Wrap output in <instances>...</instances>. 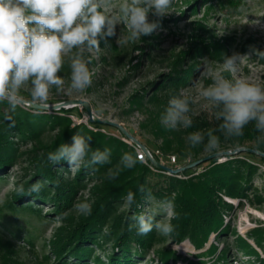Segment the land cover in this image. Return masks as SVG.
<instances>
[{"label": "rangeland", "instance_id": "1", "mask_svg": "<svg viewBox=\"0 0 264 264\" xmlns=\"http://www.w3.org/2000/svg\"><path fill=\"white\" fill-rule=\"evenodd\" d=\"M169 13L160 21L161 26L148 37L123 45L117 44L113 38L118 48L117 54L121 56L118 63L111 60L110 64H107L103 61V56H110L105 45L100 46L99 53H85L91 60L89 67L93 77L91 86L84 92L68 90L69 69L65 65L61 73L66 81L65 88L62 92L53 89L47 104L84 100L91 106V115L82 104L70 107L74 109L66 113L58 111L61 109L34 108L29 105L32 102L27 91L23 93L24 99L19 106L35 114L68 115L72 125L84 124L92 131L118 139L135 150L132 139L127 138L119 127L109 125L105 121L114 122L148 147L157 161L172 169L186 167L205 156L217 154L214 157L216 161L212 162L211 159L178 174L158 169L142 161L152 173L150 183L154 186V191L163 194L169 190L170 178L196 177L210 169L213 163L220 164L234 158L247 162L251 165V171L248 173L247 168H242L244 178L241 179L246 188V195L237 198L220 192L223 200L232 205L224 207L222 211L223 226H229L226 231L218 234L217 230H212L204 245L198 248L188 238L176 242L170 234L163 235L154 229L145 235L153 234L152 245L146 250L139 251V244L134 239L130 241V264H162L158 252L168 248L177 253V258L168 264H261L256 256L249 257L244 254L235 240L242 236L264 259V155L261 154L264 152L255 149L254 141L246 140L245 146L241 147L220 144L217 151L204 150L196 157L181 156L167 147L165 142L166 139H173V134L184 136L181 132L184 128L166 129L160 123V116L170 98L179 95L180 90H187L195 97L198 78L204 86L212 83L211 78L201 77L205 59L212 62V66L227 78H251L257 83H264V57L253 52V49L264 51V0H174ZM154 19L156 18L149 13V20ZM117 34L121 38L126 37V27L118 25ZM233 52L246 55L236 73L226 72L222 68L224 56H230ZM180 60L181 66L178 65ZM178 70H190L187 74V84L182 86L177 94L163 90L158 94L159 101L151 100V89L161 86L165 77L177 73ZM190 107L191 118H214V109L203 99L197 100ZM0 109L6 111L8 106L0 104ZM91 117L95 120L91 121ZM48 127L49 125L44 133L47 139L55 134V131ZM9 135L22 154L28 145L21 144V137L14 132ZM186 144L187 150H190L189 144ZM227 151L229 153H226ZM172 156H175V161ZM18 159L26 165L24 156L19 155ZM54 168L56 176L65 181L74 178L77 172V169L72 170L62 164L55 165ZM38 176L42 182H49L44 176ZM35 179L33 175L23 176L18 166L8 164L0 167V264L3 255L6 256V261L8 260L7 264H62L54 253L57 231L65 226L66 214H73L76 218L80 216L81 213L76 210L75 204L92 202L88 189L96 182L92 175L86 176V188L77 191L73 206L63 215L56 211L51 200L56 193L55 188L46 191L47 198L29 193L30 190L25 192L26 184L32 181L34 183ZM153 196L157 202H173L176 194L172 192L171 199L164 197L165 195ZM117 206L115 214L129 211L125 201ZM150 207L153 205L146 203L142 208L143 214ZM172 217L173 214L165 216L161 213L156 216V220L169 223ZM108 223L111 224L112 219ZM108 230L109 228L103 229L97 233L95 243L88 242L93 250L85 264H101L96 262L97 258L105 264H113L110 256L120 254L114 245L115 236L108 234ZM129 232L133 236V232ZM212 244L217 247L215 254L208 252ZM224 251L227 257L223 262L217 259V256ZM64 259L70 264H77V259L71 253H67Z\"/></svg>", "mask_w": 264, "mask_h": 264}, {"label": "clouds", "instance_id": "2", "mask_svg": "<svg viewBox=\"0 0 264 264\" xmlns=\"http://www.w3.org/2000/svg\"><path fill=\"white\" fill-rule=\"evenodd\" d=\"M174 0H0V103L6 102L12 112L28 92L33 104L46 106L52 90L62 92L65 78L61 75L65 65L69 69L68 90L84 92L92 84L91 60L85 53H99L101 42L110 47L115 38L117 44L139 41L152 35L160 26V21L169 15ZM149 13L156 19L149 20ZM126 27L128 35L121 38L117 34L118 25ZM254 54L264 57V51L253 49ZM246 55L233 52L224 56L222 68L236 73ZM211 78L212 83L204 86L198 78L197 95L180 90L174 95L160 116V123L166 129H188L193 125L189 113L190 105L203 99L214 109V118L219 121L217 129L206 133L196 131L186 137L195 148L204 145L207 152L220 147V132L228 138L243 136L245 126L254 124L258 143H264V83L251 78L225 77L217 71L212 62L205 59L201 77ZM4 119L11 121L6 112ZM14 126V125H13ZM71 144L60 145L55 152L48 153V160L56 165L67 162L72 170L85 164L104 165L111 162V150H91L90 138L75 134ZM140 159L139 151L133 156L125 153L120 160L124 168H133ZM109 177L114 175L109 170ZM42 185L37 182L30 191L39 193ZM21 191L23 188L21 187ZM144 192V200L153 205L145 214L133 217L137 221V235H147L154 229L168 235L173 226L156 216L173 214V204L169 200L157 202L151 191ZM135 193L129 191L125 203L131 206ZM82 214H91V205L80 202L74 206Z\"/></svg>", "mask_w": 264, "mask_h": 264}, {"label": "trees", "instance_id": "3", "mask_svg": "<svg viewBox=\"0 0 264 264\" xmlns=\"http://www.w3.org/2000/svg\"><path fill=\"white\" fill-rule=\"evenodd\" d=\"M101 45H104L101 42ZM109 57L103 56V61L107 64L113 61L118 63L121 61L120 54H117V46L113 40L110 41ZM181 66V60L178 62ZM168 77L164 78L161 86L158 88L153 87L151 90L150 99L159 101L158 94L160 91L167 90L177 94L179 89L187 84L188 71H176ZM174 93V94H175ZM8 106L6 102L0 103ZM74 108L61 109L60 112H69ZM8 112L12 116L11 121L4 119L5 113ZM193 125L184 129L181 132L184 136L174 135L173 139H166V146L173 149L181 156L192 155L198 156L204 151V145H199L187 150L188 141L186 137L189 133L196 131L207 132L218 128L219 121L213 118H203L196 116L192 118ZM96 123V122H95ZM14 125V126H13ZM49 125L50 130H54L55 134L47 139L44 133ZM14 132L21 137L22 143L28 148L19 153V148L14 145L12 137L9 135ZM244 134L241 137L226 139L222 133L215 132L214 134L220 137V144H227L232 147L245 146L246 140L255 142V149L264 152V143H258L257 137L260 135L254 124L245 126ZM80 134L86 138H90L91 150L97 149L103 151L105 148L111 150V162L104 165H90L88 158L77 172L74 178L70 180H62L55 174V168L49 160L48 153L55 152L56 149L62 144H71L72 136ZM189 144V143H188ZM125 153L136 155L135 150L129 148L124 142L106 137L102 133L94 132L84 124L72 125L71 118L68 115L57 114L55 116L47 114H35L23 110L19 105L14 112L8 106L5 111L0 109V167L6 165L18 166L23 176L33 175L36 181L26 184L25 192L30 190L32 185L39 182L42 187L39 193L29 191L36 195L45 196L46 191L49 192L50 188H55V194L51 200L54 202L56 211L63 215L64 212L69 210L74 203L76 193L79 189L86 188V176L92 175L96 182L93 183L88 189L90 191L91 199V214H80L76 218L73 214H66L64 227H61L56 234L54 241V253H56L59 261L62 264H70L64 258L67 253L73 254L77 259V264L87 263L88 257L93 250L90 243H95L98 236L97 233L103 229L108 230V234L115 236V246L120 251V254L110 256V261L113 264H130L131 248L130 241L134 239L139 244V251L146 250L152 245L153 234L148 236L137 235V221L133 217H138L142 212L143 206L146 204L144 200V192L140 191L143 187L146 191H151L153 195H162L171 199V193L174 192L176 196L173 198V217L169 223L173 226V231L170 236L176 242H181L184 239H189L195 247H202L212 230H217L218 234L224 232L229 226H223V208L232 206L227 204L220 196V192H224L229 196L240 198L246 195V188L242 168H247L248 173L251 171V165L247 162L234 158L227 160L220 164L213 163L210 169L204 171L198 176L190 177L188 179L170 178L169 190L163 194L162 192L154 191V186L150 183L151 171L140 159L136 165L127 169L120 165L121 157ZM254 154V153H253ZM22 155L26 158V165L19 161L18 156ZM263 158V157H262ZM216 161V158L211 161ZM235 162L237 164H235ZM69 167L67 162L61 161L56 164ZM109 170H112L114 175L109 177ZM186 169L184 172L189 171ZM44 176L49 182L44 183L40 180L39 176ZM159 175V174H157ZM247 182V179L245 178ZM247 187V186H246ZM129 191L135 193V202L129 206V211L115 214L118 204L125 201V197ZM38 196V197H39ZM112 223L109 224V220ZM133 232L131 236L130 232ZM237 246L244 254L249 257L256 256V259L264 264V259L260 257L258 251L242 236H238L235 240ZM90 242V243H88ZM90 244V245H88ZM217 247L212 244L208 249L209 253H217ZM138 251V252H139ZM159 257L162 264H168L169 261L177 258L175 250L168 248L162 249L159 252ZM227 254L221 252L217 259L225 261ZM68 259V258H66ZM1 264H7L6 256L3 255ZM97 263L105 264L99 258Z\"/></svg>", "mask_w": 264, "mask_h": 264}, {"label": "water", "instance_id": "4", "mask_svg": "<svg viewBox=\"0 0 264 264\" xmlns=\"http://www.w3.org/2000/svg\"><path fill=\"white\" fill-rule=\"evenodd\" d=\"M77 104H82L86 108L87 112L90 115L92 114L91 106L84 100H73V101H70V102L59 103V104H55V105L47 104L46 106H41L39 104L30 103V106H32L34 108H37V109H43V110H46V109L56 110V109H67V108L73 107V106H75ZM94 120L95 119L93 117H91V121H94ZM98 121H101V120H98ZM105 122L108 123L109 125L119 127V129L122 131V133L127 138H130L134 142L140 144L141 147L143 148V150L147 152V147L144 144H142L136 137L132 136L124 127H122V126H120V125H118V124H116L114 122H111V121H105ZM242 149H245V148H242ZM249 150L255 152V150H252V149H249ZM226 153H229V152L227 151ZM261 154L264 155V153H261ZM216 155L217 154L215 153V154H212V155L205 156V157H203L201 159H198V160L192 162L191 164H189L186 167H182V168H178V169L169 168L168 166H166V165L162 164L161 162L157 161L155 158L150 157V155H148V156L150 157L153 165L156 166L158 169L166 170V171H170L172 173L178 174V173H180L182 171H185L186 169L195 168V167L199 166L203 162L210 161L211 159L216 157Z\"/></svg>", "mask_w": 264, "mask_h": 264}, {"label": "built area", "instance_id": "5", "mask_svg": "<svg viewBox=\"0 0 264 264\" xmlns=\"http://www.w3.org/2000/svg\"><path fill=\"white\" fill-rule=\"evenodd\" d=\"M134 147H135L136 152L139 151L141 161L154 166L150 157L155 158V156L151 153V151L149 150L148 147H147V152L144 151L143 148L141 147V145L136 143V142H134ZM148 155H150V157ZM172 159L175 161V156H172ZM154 167H156V166H154Z\"/></svg>", "mask_w": 264, "mask_h": 264}]
</instances>
